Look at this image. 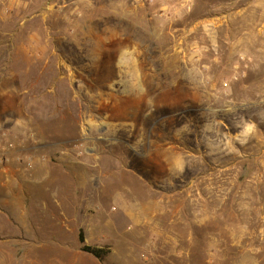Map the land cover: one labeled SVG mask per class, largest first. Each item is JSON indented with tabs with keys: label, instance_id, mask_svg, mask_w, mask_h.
Returning <instances> with one entry per match:
<instances>
[{
	"label": "rangeland",
	"instance_id": "obj_1",
	"mask_svg": "<svg viewBox=\"0 0 264 264\" xmlns=\"http://www.w3.org/2000/svg\"><path fill=\"white\" fill-rule=\"evenodd\" d=\"M0 264H264V0H0Z\"/></svg>",
	"mask_w": 264,
	"mask_h": 264
},
{
	"label": "trees",
	"instance_id": "obj_2",
	"mask_svg": "<svg viewBox=\"0 0 264 264\" xmlns=\"http://www.w3.org/2000/svg\"><path fill=\"white\" fill-rule=\"evenodd\" d=\"M79 241L81 244L82 251L90 253L100 260H104L110 252L108 249L104 247H96L86 244L83 230H80Z\"/></svg>",
	"mask_w": 264,
	"mask_h": 264
}]
</instances>
